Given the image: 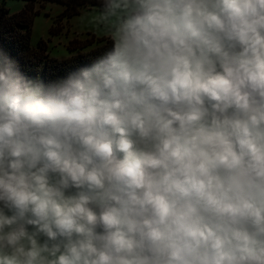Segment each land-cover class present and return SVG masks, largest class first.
Here are the masks:
<instances>
[{"label":"clouds","instance_id":"9594fccd","mask_svg":"<svg viewBox=\"0 0 264 264\" xmlns=\"http://www.w3.org/2000/svg\"><path fill=\"white\" fill-rule=\"evenodd\" d=\"M90 65L0 49V264H264V0H98Z\"/></svg>","mask_w":264,"mask_h":264},{"label":"trees","instance_id":"16d2710c","mask_svg":"<svg viewBox=\"0 0 264 264\" xmlns=\"http://www.w3.org/2000/svg\"><path fill=\"white\" fill-rule=\"evenodd\" d=\"M36 1L55 2L65 6L62 17H70L81 7L96 6L98 0H26V6ZM32 16L29 10L10 13L0 0V49L18 63L20 70L28 77L41 79L44 82L65 77L81 66L90 65L104 51L105 38H99L92 46L95 38L72 39L69 49L76 51L66 57H53L42 43L38 46L31 40ZM91 45V46H90Z\"/></svg>","mask_w":264,"mask_h":264},{"label":"rangeland","instance_id":"374dc122","mask_svg":"<svg viewBox=\"0 0 264 264\" xmlns=\"http://www.w3.org/2000/svg\"><path fill=\"white\" fill-rule=\"evenodd\" d=\"M10 13L29 10L32 16L31 40L38 46L44 44L47 52L53 57H66L76 51L69 49L70 40L95 38L92 46L97 44L99 38H105L96 25L90 20L98 15V7L85 6L70 17H62L65 6L55 2L36 1L26 6V0H1ZM106 40V38H105ZM90 45V46H91Z\"/></svg>","mask_w":264,"mask_h":264}]
</instances>
